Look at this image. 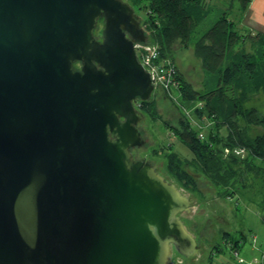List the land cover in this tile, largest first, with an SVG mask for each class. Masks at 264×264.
Listing matches in <instances>:
<instances>
[{
  "label": "water",
  "instance_id": "obj_1",
  "mask_svg": "<svg viewBox=\"0 0 264 264\" xmlns=\"http://www.w3.org/2000/svg\"><path fill=\"white\" fill-rule=\"evenodd\" d=\"M140 23L122 0H0V264L200 255L178 217L195 198L132 158L154 89Z\"/></svg>",
  "mask_w": 264,
  "mask_h": 264
},
{
  "label": "trees",
  "instance_id": "obj_2",
  "mask_svg": "<svg viewBox=\"0 0 264 264\" xmlns=\"http://www.w3.org/2000/svg\"><path fill=\"white\" fill-rule=\"evenodd\" d=\"M233 1L235 0H231ZM237 1L239 18L233 19L229 12H221L213 24L200 33L194 46L202 69L217 73L216 87L198 93L184 80L178 69L173 76L176 85L171 94L176 91L183 104L180 108L192 109L197 117L207 115L215 129H225L223 136L210 132L207 137L201 138L183 115H180L178 126L172 128L176 138L188 148L192 156L182 158L169 146L163 148L166 170L182 187L193 193L198 188L188 168L200 172L213 185L223 188L224 193L220 194L222 197H232L235 193L229 187L234 182L236 173H239L238 169H255V178L264 183V114L257 112L253 106H246L251 95H264V34L252 33L244 28L241 33L237 29V23L251 0ZM129 2L132 7L145 13L140 25L144 27L149 42L157 45L161 56L169 57L170 47L176 40L184 44L190 40L197 24L192 15L193 10L197 11L200 7V19L206 13L204 0ZM246 44L249 45L248 48ZM165 94L178 107L170 93ZM197 103L201 106L197 107ZM138 104V111L150 120L160 119L154 99L139 101ZM251 126H261L262 132L250 134ZM234 147L243 148L246 155L240 157L232 152H224L225 148ZM157 153L158 151H153V155ZM260 196H264V192ZM261 201L263 205V199ZM261 207L264 208V205ZM237 245L238 241H235L230 247L235 249ZM215 248L220 250L218 246Z\"/></svg>",
  "mask_w": 264,
  "mask_h": 264
},
{
  "label": "rangeland",
  "instance_id": "obj_3",
  "mask_svg": "<svg viewBox=\"0 0 264 264\" xmlns=\"http://www.w3.org/2000/svg\"><path fill=\"white\" fill-rule=\"evenodd\" d=\"M122 1L130 4L129 0ZM204 5L206 13L203 18L200 19L199 17L200 7L197 10L198 12L192 11L197 24L190 40L186 44L176 40L169 50V57L184 80L198 93L215 88L218 82L217 73L204 71L200 59L195 55L194 46L200 37V33L209 28L223 11L229 12L230 17L233 19H238L240 15L237 0L233 2L231 0H204ZM134 13L141 22L145 18L143 11L134 8ZM103 27L104 20L100 18L94 29V35L98 40L102 39ZM237 29L242 33V25L239 22L237 23ZM147 41L149 42L150 39L146 37L145 42ZM248 47L249 45H247ZM79 66V63L74 64V68H79ZM172 95L175 97L173 100L178 107L172 104L161 88L153 89L149 99L155 100L160 119L152 121L142 114V120L138 122L137 127L140 128L143 139V134H145L146 146L142 145L132 149L133 159L145 157L154 165L157 174L169 183L172 182L177 189L180 187L186 190L179 189L181 193L190 192L188 197L192 195L195 198L194 201L197 202L193 204L196 208H194L192 214L181 211L178 213V217L182 224L194 234V240L200 249L198 250L200 255L184 256L172 247L170 251L171 264H239L237 260L242 257L248 259L252 255L260 256L262 253L260 242L263 243L264 247V212L258 211V204L260 206L264 205L261 201L262 199L264 201V196H260V193L264 192V183L262 184L260 179L255 178V169H238L239 173H236L234 182L229 187L230 191H235L232 197H222L220 194L224 193L223 188L213 185L200 172H196L191 168H188V171L195 179L198 188L195 193L182 187L172 175L168 174L163 148L169 146L173 151L179 153L182 158H191L192 156L188 148L176 138L172 130L173 127L178 126L180 115H183L185 120L189 121L191 128L195 129L199 136L207 137L210 132L217 133L218 136L225 135V129H215L207 115L197 117L192 109L180 108L183 104L178 99L176 91ZM196 106L200 107L201 105L197 103ZM246 106H253L257 112L264 114V95L262 93L251 95ZM250 132V134L255 135L262 132V127L251 126ZM153 151H158L157 155H153ZM252 235L257 236L254 244L251 239ZM242 237L244 243L238 245L235 249H231L232 243ZM215 246H218L220 250L217 251ZM254 246L260 247L261 251L252 249ZM234 251L237 252L236 256H234Z\"/></svg>",
  "mask_w": 264,
  "mask_h": 264
},
{
  "label": "built area",
  "instance_id": "obj_4",
  "mask_svg": "<svg viewBox=\"0 0 264 264\" xmlns=\"http://www.w3.org/2000/svg\"><path fill=\"white\" fill-rule=\"evenodd\" d=\"M135 50L137 54V60L146 72L150 75V79L154 88H161L163 91L171 94L174 90L176 82L174 81V73L177 72L176 65L168 56H161L159 48L155 44L150 43H136ZM202 138L203 136L200 135ZM225 153L232 152L235 155L244 157L245 150L240 147H234L232 149L225 148ZM237 252L234 251V256Z\"/></svg>",
  "mask_w": 264,
  "mask_h": 264
},
{
  "label": "crops",
  "instance_id": "obj_5",
  "mask_svg": "<svg viewBox=\"0 0 264 264\" xmlns=\"http://www.w3.org/2000/svg\"><path fill=\"white\" fill-rule=\"evenodd\" d=\"M239 18V17H238ZM239 23L242 25V28L255 33L260 32L264 34V0H251L248 4V7L243 14V17L239 20ZM258 211L264 212V208L258 204ZM252 243H256L257 236H251ZM238 245L244 243V238H239ZM237 245V246H238ZM262 246V253L260 256H251L250 258H240L237 260L239 264H264V247L263 243L260 242V247ZM257 246L252 247L255 251H261V248ZM216 250V249H214ZM213 251V250H212Z\"/></svg>",
  "mask_w": 264,
  "mask_h": 264
},
{
  "label": "flooded vegetation",
  "instance_id": "obj_6",
  "mask_svg": "<svg viewBox=\"0 0 264 264\" xmlns=\"http://www.w3.org/2000/svg\"><path fill=\"white\" fill-rule=\"evenodd\" d=\"M79 67H80V66H79ZM77 69H78V68H77ZM138 103H139V102H138ZM138 103H137L136 106H135L137 109H138V105H139Z\"/></svg>",
  "mask_w": 264,
  "mask_h": 264
}]
</instances>
